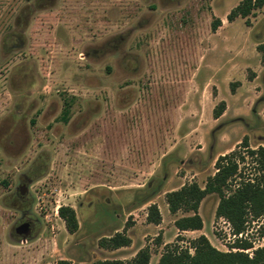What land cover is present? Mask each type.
<instances>
[{
    "label": "rangeland",
    "instance_id": "1",
    "mask_svg": "<svg viewBox=\"0 0 264 264\" xmlns=\"http://www.w3.org/2000/svg\"><path fill=\"white\" fill-rule=\"evenodd\" d=\"M240 1L0 0V264L130 261L144 247L156 264L174 243L193 254L198 233L174 228L192 212L171 213L165 193L204 187L245 136L264 146V7L228 21ZM244 156L241 175L254 174ZM217 203H200L213 247H264V214L235 235ZM115 232L130 245L99 246Z\"/></svg>",
    "mask_w": 264,
    "mask_h": 264
},
{
    "label": "trees",
    "instance_id": "2",
    "mask_svg": "<svg viewBox=\"0 0 264 264\" xmlns=\"http://www.w3.org/2000/svg\"><path fill=\"white\" fill-rule=\"evenodd\" d=\"M264 7V0H241L227 14V20L233 21L237 17L246 18L256 9ZM221 24L215 19L211 28L215 31ZM264 62V43L257 46ZM233 90V88H231ZM224 110V103L213 109V116L217 118ZM66 112V110H64ZM242 148V152H240ZM245 151V152H244ZM244 153V154H243ZM247 154L256 165V172L241 175L239 163L244 161ZM216 172L208 177L205 186L197 183L184 184L177 190L165 193L168 210L176 213L178 210L192 212V215L183 216L174 221L178 231L197 230L202 228V219L198 214V207L202 199L208 194H216L218 203L215 209L216 218L226 219L233 228V234L237 235L245 230L248 219H258L264 214V146L250 148L248 138L242 141L230 152L220 155L214 162ZM233 186V187H231ZM226 190H229L226 193ZM58 216L63 220L66 230L74 233L78 229V221L75 211L70 206H59ZM146 220L148 223L159 224L161 215L156 204L147 208ZM131 243L129 236L122 232H115L109 237H103L98 244L106 249H118L127 247ZM189 247L181 248L177 244H166L157 264H264V247L255 248L252 255L242 251L223 252L213 247L203 234L190 241ZM237 249H248L252 246L246 240H237ZM150 252L147 247L140 249L130 261L117 259H105L94 264H148ZM56 264H69L60 260Z\"/></svg>",
    "mask_w": 264,
    "mask_h": 264
},
{
    "label": "crops",
    "instance_id": "3",
    "mask_svg": "<svg viewBox=\"0 0 264 264\" xmlns=\"http://www.w3.org/2000/svg\"><path fill=\"white\" fill-rule=\"evenodd\" d=\"M221 21V20H220ZM201 187V186H200ZM209 195H211V194H208V195H206L204 198H206L207 196H209ZM203 198V199H204ZM202 199V200H203ZM201 203V202H200ZM136 205V203L134 202V203H132L128 208H134V207H136L135 206ZM160 207V206H159ZM214 209H216V207L214 208ZM175 214V213H174ZM198 214H199V216L201 217V219H202V228L201 229H197V230H186V231H182V232H188V233H198V235H201V234H203V235H205L206 237H208V235L204 232V227H205V223H204V220H203V217H202V215H201V207H200V205H199V207H198ZM213 214L215 215V210H214V212H213ZM188 215H192V214H188ZM187 215V216H188ZM213 215V216H214ZM175 228V230L176 231H178V229L176 228V227H174ZM128 247V246H127ZM121 248H124V247H121ZM119 249V248H118ZM158 263V260L156 261V264ZM149 264V263H148Z\"/></svg>",
    "mask_w": 264,
    "mask_h": 264
},
{
    "label": "water",
    "instance_id": "4",
    "mask_svg": "<svg viewBox=\"0 0 264 264\" xmlns=\"http://www.w3.org/2000/svg\"><path fill=\"white\" fill-rule=\"evenodd\" d=\"M18 232H24V234L26 235L28 233V230H27V224H23L21 226L18 227L17 229Z\"/></svg>",
    "mask_w": 264,
    "mask_h": 264
}]
</instances>
